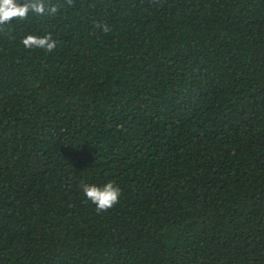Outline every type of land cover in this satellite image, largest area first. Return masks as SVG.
<instances>
[{
    "label": "trees",
    "instance_id": "1",
    "mask_svg": "<svg viewBox=\"0 0 264 264\" xmlns=\"http://www.w3.org/2000/svg\"><path fill=\"white\" fill-rule=\"evenodd\" d=\"M48 33L51 53L22 44ZM110 181L97 212L82 182ZM0 264H264V0H74L6 25Z\"/></svg>",
    "mask_w": 264,
    "mask_h": 264
},
{
    "label": "clouds",
    "instance_id": "2",
    "mask_svg": "<svg viewBox=\"0 0 264 264\" xmlns=\"http://www.w3.org/2000/svg\"><path fill=\"white\" fill-rule=\"evenodd\" d=\"M74 0H0V31L13 21H25L30 16L38 18L57 15L62 8L71 7ZM105 32L109 31L105 25ZM57 40L51 33L46 35L28 34L22 39V44L28 49H44L51 53L57 47ZM83 184V193L93 204L97 212H106L114 207L121 196V189L114 182H108L103 186L96 184Z\"/></svg>",
    "mask_w": 264,
    "mask_h": 264
}]
</instances>
